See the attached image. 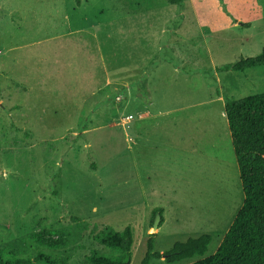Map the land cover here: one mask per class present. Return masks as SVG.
<instances>
[{
    "label": "rangeland",
    "instance_id": "obj_1",
    "mask_svg": "<svg viewBox=\"0 0 264 264\" xmlns=\"http://www.w3.org/2000/svg\"><path fill=\"white\" fill-rule=\"evenodd\" d=\"M247 18L240 0H0V251L92 264L119 254L95 236L129 227L131 264L152 234L161 254L210 235L213 255L244 203L224 97L264 93V66L222 70L264 52Z\"/></svg>",
    "mask_w": 264,
    "mask_h": 264
},
{
    "label": "trees",
    "instance_id": "obj_2",
    "mask_svg": "<svg viewBox=\"0 0 264 264\" xmlns=\"http://www.w3.org/2000/svg\"><path fill=\"white\" fill-rule=\"evenodd\" d=\"M181 10L184 0H166ZM80 5L81 0H77ZM264 66V52L253 58H241L233 65L222 70L240 72ZM225 116L229 123L234 152L239 168L240 180L244 193V203L238 212L229 231L222 240L217 251L206 257L212 242L210 235L189 239L185 243H177L165 254L154 251L152 234L147 243V254L141 264H150L152 259H162L173 263L195 260L189 264H264V93L249 96L240 100L224 97ZM163 210L156 209V215ZM133 230L126 228L122 233L110 231L95 236L101 245L118 252V256L105 257L93 253L89 257L92 264H128L132 262ZM58 246V245H54ZM30 264L28 261L9 258L0 251V264ZM35 262L44 264H67L61 256L38 254Z\"/></svg>",
    "mask_w": 264,
    "mask_h": 264
},
{
    "label": "crops",
    "instance_id": "obj_3",
    "mask_svg": "<svg viewBox=\"0 0 264 264\" xmlns=\"http://www.w3.org/2000/svg\"><path fill=\"white\" fill-rule=\"evenodd\" d=\"M262 2H264V0H240L241 9L244 12H248L250 15H252V17H254L251 19L254 20L255 24H259V23H262L264 21V10H263L264 7L261 6ZM247 19H248V21L251 20L250 18H247ZM238 22L240 24H244L242 19H240ZM235 25L238 26L237 23H235ZM246 27L250 28V25L246 24ZM161 35H162V32L160 33V36ZM174 46H175V44L171 43V48ZM147 51H148V58L143 59V62L145 63V65L148 64L149 62H151V60L153 59L152 57L154 56L155 52L158 51V47L154 43L153 46L147 48ZM145 52H146V49H145ZM198 61L199 60H197L196 62H198ZM159 113H161V112L159 111ZM173 113H177V110L173 111ZM150 115L153 117V119L157 120V118H155V116H157V115H153V112Z\"/></svg>",
    "mask_w": 264,
    "mask_h": 264
},
{
    "label": "water",
    "instance_id": "obj_4",
    "mask_svg": "<svg viewBox=\"0 0 264 264\" xmlns=\"http://www.w3.org/2000/svg\"><path fill=\"white\" fill-rule=\"evenodd\" d=\"M160 221H161V215L160 214H157L156 220L154 222V227H153V230L154 231H157L158 230ZM128 264H130V263H128Z\"/></svg>",
    "mask_w": 264,
    "mask_h": 264
}]
</instances>
